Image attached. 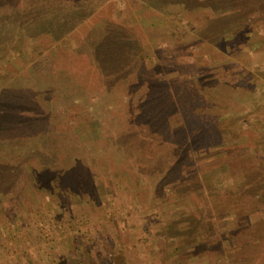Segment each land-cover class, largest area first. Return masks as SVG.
I'll list each match as a JSON object with an SVG mask.
<instances>
[{
    "label": "rangeland",
    "instance_id": "1",
    "mask_svg": "<svg viewBox=\"0 0 264 264\" xmlns=\"http://www.w3.org/2000/svg\"><path fill=\"white\" fill-rule=\"evenodd\" d=\"M0 101V264H264V0H0Z\"/></svg>",
    "mask_w": 264,
    "mask_h": 264
},
{
    "label": "trees",
    "instance_id": "2",
    "mask_svg": "<svg viewBox=\"0 0 264 264\" xmlns=\"http://www.w3.org/2000/svg\"><path fill=\"white\" fill-rule=\"evenodd\" d=\"M96 49H97V47H96ZM100 51L102 52V53H100L99 55H101V54H103L104 53V49H100ZM69 62H71L70 60H68ZM102 65V64H101ZM103 66V65H102ZM100 67V71L102 72V75H101V77H102V82H103V80H105L104 78H106V76H107V74H108V70H105V68H103V67ZM60 69V68H59ZM72 69V68H71ZM75 70V69H74ZM57 71H59V72H55L54 73V75H57L58 73H60V74H58V75H61V76H65L66 75V73H67V75H69V76H73V73L72 74H70V72L72 71V70H67L66 68H65V70H57ZM107 72V73H106ZM105 73V74H104ZM109 75V74H108ZM32 81V80H31ZM64 82H66V83H68V82H72V81H70L69 79H65V81ZM73 83V82H72ZM70 84V85H73V84ZM21 84H19V86H20ZM17 85H14V87H12V88H15ZM21 88H22V86H21ZM41 96H43V94L41 93L40 94ZM36 97L37 98H40L39 97V95H38V93H37V95L34 93L33 94V96H32V98H34V100L36 99ZM38 100H40V102H38L37 104V106H38V108H41V107H44L43 105H42V103L44 102L43 100H42V98H40V99H38ZM6 102V101H5ZM2 102L0 101V124L2 125V129H5L9 134H13V133H16V134H19L20 133V131H21V133H28L29 131H31L32 130V128H34L35 126H36V124H39L37 127L38 128H40L41 129V126L42 125H45V121L47 122L48 121V118H42V117H38V116H36L37 115V112H34L33 114H30V111H27V115H25L24 116V118H25V120H24V124L22 125L20 122H18V118H21V116L19 117V115H17L16 117L14 116L13 117V119H11L10 117H11V114H12V111H10V110H5V109H3L4 108V106H2ZM4 105V104H3ZM6 105V104H5ZM6 108H7V105H6ZM26 113V112H25ZM50 115V114H49ZM34 116H36V118L34 117ZM29 121V122H27V121ZM36 122V123H35ZM30 126V127H29ZM41 132H43V130L41 129ZM23 134H22V136H23ZM6 135V134H5ZM8 136V137H7ZM13 138L14 137H11V136H9V135H6V137L5 138H2V140H3V142H1V143H6L7 142V145H11V143H9L8 141H13ZM5 141V142H4ZM168 146V148H170V144H169V142H167L166 144H164V146ZM8 155H7V153L6 154H4V153H2L1 152V150H0V162L2 161L1 159H5L6 157H7ZM1 165V164H0ZM264 251V248H263V250H262V252Z\"/></svg>",
    "mask_w": 264,
    "mask_h": 264
}]
</instances>
